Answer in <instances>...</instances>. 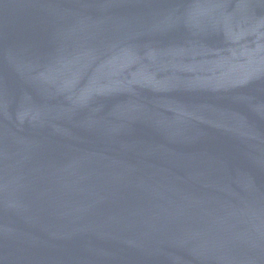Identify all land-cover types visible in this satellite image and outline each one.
<instances>
[{"label":"water","instance_id":"95a60500","mask_svg":"<svg viewBox=\"0 0 264 264\" xmlns=\"http://www.w3.org/2000/svg\"><path fill=\"white\" fill-rule=\"evenodd\" d=\"M0 264H264V0H0Z\"/></svg>","mask_w":264,"mask_h":264}]
</instances>
